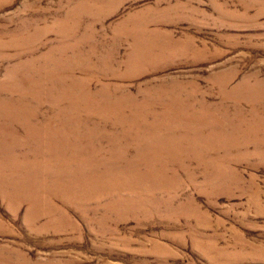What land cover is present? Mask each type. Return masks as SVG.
<instances>
[{"label":"rangeland","instance_id":"obj_1","mask_svg":"<svg viewBox=\"0 0 264 264\" xmlns=\"http://www.w3.org/2000/svg\"><path fill=\"white\" fill-rule=\"evenodd\" d=\"M0 264H264V0H0Z\"/></svg>","mask_w":264,"mask_h":264}]
</instances>
